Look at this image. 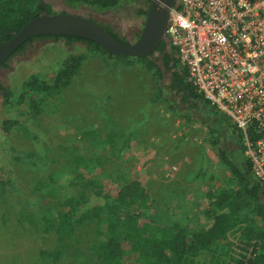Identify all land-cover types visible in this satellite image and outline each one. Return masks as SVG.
I'll use <instances>...</instances> for the list:
<instances>
[{"label": "rangeland", "instance_id": "rangeland-1", "mask_svg": "<svg viewBox=\"0 0 264 264\" xmlns=\"http://www.w3.org/2000/svg\"><path fill=\"white\" fill-rule=\"evenodd\" d=\"M44 1L53 13L65 9L112 23L123 29V37L143 26L144 17L136 15L139 0H120L103 12L86 4L73 8L65 0ZM65 51L83 57L67 88L49 97L23 89L32 74L46 79L42 65L32 63L38 55L54 68ZM0 84V121L21 113L14 127L0 131V264H99L95 250L107 234L96 237L93 223L78 228L75 240L63 248L53 232H42L40 213L52 199L40 195L37 182L53 172L70 177L75 159L103 158L101 170L83 175L96 180L110 200L129 184L149 196L142 207L119 205L116 213L191 231L211 220V195L230 176L220 152L236 162L245 158L239 132H228L230 124L221 115L211 109L193 119L170 110L159 90L170 84L168 73L135 57L108 58L63 40L35 41L0 70ZM111 135L112 146L99 145L100 137ZM67 178L55 184L58 199L79 189ZM219 256L225 257L216 247L199 261L215 264ZM124 261L135 264L133 257Z\"/></svg>", "mask_w": 264, "mask_h": 264}, {"label": "trees", "instance_id": "trees-1", "mask_svg": "<svg viewBox=\"0 0 264 264\" xmlns=\"http://www.w3.org/2000/svg\"><path fill=\"white\" fill-rule=\"evenodd\" d=\"M65 1L73 8L86 4L103 12L115 7L120 0ZM42 12L53 14L50 6L44 5L40 0H0V44L13 38L31 18ZM139 14L145 17L146 9L140 10ZM47 39L63 40L65 45L81 44L90 53L106 55L108 58L125 57L110 55L96 43L83 38L38 36L21 44L0 70L6 68L9 61L28 45ZM160 48L163 50L164 44H161ZM171 53L176 55L172 49ZM62 54L54 68L51 63L43 62L42 54L38 55L32 63L42 65L41 72L46 79L40 80L37 75L32 74L22 82L23 89L49 97L67 88L83 57L66 51ZM135 58L145 62L149 68H157L146 57ZM166 60L165 64H168L171 57ZM171 69L173 71L170 84L166 88L161 86L162 90L159 89L160 93L164 94L163 100L167 107L175 112L184 111L193 119L204 111H211L213 108L209 103L186 83V73L178 66L177 59L173 60ZM11 105L12 108L19 107L18 104ZM18 115L21 113L1 119L0 131L14 127ZM218 119L215 118L216 122L222 123L221 118ZM226 129L228 132L231 129L238 132L231 125ZM98 143L100 146H112L113 135L100 137ZM219 158L229 168L230 176L224 181V185L211 195L210 204L215 213L211 220L199 229L187 231L174 223L153 225L151 222L139 221L136 215L127 211L116 213L114 208L119 205L138 204L142 207L149 196L135 184H129L110 200L108 195L102 193L96 180L83 175L91 174L96 169L101 170L103 158H79L71 163L73 174L70 176V185L79 186L75 194L57 198L55 184L67 178L58 172L50 173L44 180L37 182L40 195L52 199L51 203L48 200L44 202L45 208L40 213L42 232H53L63 248L67 244L66 241L75 240L78 228L93 223L96 237L107 234V238L95 250L99 264H125L124 258L128 256L133 257L135 264H206L200 262L199 257L210 254L216 247L220 248L225 257L220 259L219 256L215 264H264V180H256L252 176L250 163L246 158L236 162L223 150ZM60 252L61 250L57 255ZM196 258L198 262H195Z\"/></svg>", "mask_w": 264, "mask_h": 264}, {"label": "built area", "instance_id": "built-area-1", "mask_svg": "<svg viewBox=\"0 0 264 264\" xmlns=\"http://www.w3.org/2000/svg\"><path fill=\"white\" fill-rule=\"evenodd\" d=\"M166 34L186 83L239 132L263 181L264 0H177Z\"/></svg>", "mask_w": 264, "mask_h": 264}, {"label": "water", "instance_id": "water-1", "mask_svg": "<svg viewBox=\"0 0 264 264\" xmlns=\"http://www.w3.org/2000/svg\"><path fill=\"white\" fill-rule=\"evenodd\" d=\"M177 0H150L144 17L142 30L137 40L124 44L115 39L103 27L79 14L62 9L59 13L42 12L31 18L10 40L0 44V67L26 40L38 36H71L90 40L103 51L113 56L148 57L164 44V51L171 57L170 66L176 55H171L167 38L170 9Z\"/></svg>", "mask_w": 264, "mask_h": 264}, {"label": "flooded vegetation", "instance_id": "flooded-vegetation-1", "mask_svg": "<svg viewBox=\"0 0 264 264\" xmlns=\"http://www.w3.org/2000/svg\"><path fill=\"white\" fill-rule=\"evenodd\" d=\"M40 1L44 5H49L50 6V4L47 3L46 1H44V0H40ZM139 2H140V5H141V8L140 9L142 11L144 9H146L147 6H148V4H149V3H147V0H139ZM149 2H150V0H149ZM50 9H51V6H50ZM140 9L139 10H136V15L138 17L143 18V16L139 14ZM52 13H53V11H52ZM86 19H89V20L95 22L96 24L100 25L106 31H108V33L114 35L115 39H117L118 41H120L121 43H124V44H131V43L135 42L137 40V38L139 37V34H140L141 30H142V28L140 30L139 29H137V30L135 29L134 31H132L130 33L129 36L123 37L121 35L123 29L116 28V25H114L112 23H101V22H97V21H95V20H93L91 18H88V17ZM143 23H144V21H143ZM143 23H142V25H143ZM168 57H170V56L168 54H166L165 51H164V49L162 50L160 48V45H159L155 49V51L151 55H149L148 57H146V58H147V60H149L152 63H154L157 67L161 68L162 71H166L168 73V75H169V78H170L173 70L171 69L170 62L168 64H165L166 61H167L166 59ZM167 68H169L168 71H167Z\"/></svg>", "mask_w": 264, "mask_h": 264}, {"label": "crops", "instance_id": "crops-1", "mask_svg": "<svg viewBox=\"0 0 264 264\" xmlns=\"http://www.w3.org/2000/svg\"><path fill=\"white\" fill-rule=\"evenodd\" d=\"M159 159V158H158ZM161 159H163V158H161ZM162 162H163V160H161ZM161 162V163H162ZM163 164H165V163H163ZM173 169L176 171L177 170V168L176 167H173ZM180 169V168H179ZM177 175H178V177H180V173H179V170H178V172L175 174V176H174V178L177 180L178 178H177Z\"/></svg>", "mask_w": 264, "mask_h": 264}]
</instances>
